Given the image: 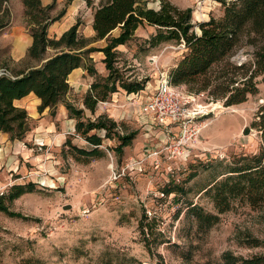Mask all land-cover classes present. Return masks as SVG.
Masks as SVG:
<instances>
[{"label":"rangeland","instance_id":"1","mask_svg":"<svg viewBox=\"0 0 264 264\" xmlns=\"http://www.w3.org/2000/svg\"><path fill=\"white\" fill-rule=\"evenodd\" d=\"M100 1L94 0L75 17L84 32ZM147 1L150 8H159L160 0ZM168 1L192 10L196 33L197 24L207 20L203 15L208 6L209 18H220L223 13L219 0ZM7 7L11 19L0 32V73L7 69L14 75L6 66L10 61L11 29L27 28L22 16H15L17 1L8 0ZM151 31L143 26L141 36L128 44L131 56H117L116 86L122 81L154 84L181 60L182 45L171 42L149 46ZM246 50L241 49L234 59L247 60ZM99 74L94 82L103 79ZM180 87L190 101L189 108L204 115L200 121L205 127L187 145V157L161 152L154 159L141 153L145 144H153L159 151L167 141H176L177 123L172 127L177 126L178 131L163 138L148 135L136 121L120 122L119 134H135L120 156L114 152L119 144L117 136L111 133L107 138L95 129L87 134H97L101 139L95 155L79 154V150L92 148L71 126L57 129L68 144L39 147L27 140L31 121L22 140L0 144V196H6L14 185L32 184L16 199L3 200L9 212L20 218L0 212V264H242L264 256V207L236 205L218 215L217 223L211 226L191 213L194 207L204 214L217 215L205 190L238 158L259 154L262 132L252 126L264 125V75L257 78V94L235 106L225 107L224 100L214 99L208 92L195 94ZM80 95L70 92L73 104L78 103ZM105 103L100 105L101 110L109 108ZM97 110L87 113L88 118H78L83 130L87 122L95 121ZM167 187L179 188L182 193L165 196ZM140 221L144 232L139 228Z\"/></svg>","mask_w":264,"mask_h":264},{"label":"trees","instance_id":"2","mask_svg":"<svg viewBox=\"0 0 264 264\" xmlns=\"http://www.w3.org/2000/svg\"><path fill=\"white\" fill-rule=\"evenodd\" d=\"M73 0H65L68 6ZM223 7L220 18L210 17L197 24L199 32L194 30L192 10L180 9L168 0H160L159 8L148 7L147 0H101L94 9L92 29L95 36L84 38L79 34L80 22L65 31L59 38L47 36L48 27L58 21L64 10L53 15L56 1L43 6L40 0H21L23 19L32 44L27 50V58L43 61L48 50L54 54L40 66L20 75H0V132L8 134L10 141L22 140L29 132L30 119L24 109L15 107L13 102L30 93L39 100V112L46 108L54 114V109L64 104L70 115L80 116L66 101L70 92L69 74L78 68L89 75H96L90 54L101 52L103 64L108 75L99 82H93L90 92L83 99V105L91 112L99 102L116 89L119 80L115 68L117 53L115 48L133 39L139 26L148 25L156 28V33L148 40L149 46L164 43L182 45L184 53L181 60L169 72L173 86H185L189 92L199 94L208 92L214 99L224 100V106L244 103L248 96L257 94V78L264 75V0H219ZM8 0H0V32L10 23L11 13L7 7ZM87 6L91 1L86 0ZM118 30L117 36L112 33ZM104 41L103 48L89 47L92 42ZM246 50L247 60L238 62L235 55ZM120 87L127 92H134L142 86L122 81ZM76 124V131L95 148L79 150L86 157L95 155L101 139L97 134L87 135L90 130L104 129L109 137L112 127L102 120ZM261 128L262 144L258 155L238 158L232 167L223 173L205 190L217 215L204 214L202 209L192 208L191 213L205 226L217 223L218 215L229 212L236 205H247L253 209L264 207V125L253 124ZM120 144L115 151L121 154L132 136H118ZM32 184L14 185L6 196H0V212L20 218L11 213L4 205V199L12 201L30 189ZM182 193L179 188L164 189V195ZM146 218V217H145ZM144 232L143 221L140 227ZM146 237V234H144ZM242 264H264V256L254 257Z\"/></svg>","mask_w":264,"mask_h":264},{"label":"crops","instance_id":"3","mask_svg":"<svg viewBox=\"0 0 264 264\" xmlns=\"http://www.w3.org/2000/svg\"><path fill=\"white\" fill-rule=\"evenodd\" d=\"M17 1V11L15 16L20 18L22 16L23 18V6L21 3V0ZM56 1V7L52 14L56 13L58 14L60 11L64 10L63 15L61 18L52 23L48 29H47V36L49 38H59L65 31H67L71 26H73L76 21L75 17L77 16L79 10L83 9L84 7H89L86 4V0H73L68 6H64L65 0H55ZM91 1V5L94 0ZM41 4L43 6L49 5L53 2V0H40ZM98 6V5H97ZM149 7V6H148ZM150 8V7H149ZM153 9V8H152ZM155 10V9H154ZM210 7L208 6L206 11V15L204 14L203 17H206L205 19L208 20L209 18V11ZM55 14V15H56ZM93 15V14H92ZM81 26V24H80ZM79 26V34L82 35L84 38L92 39L95 36V33L92 29V20L89 27H87V30L84 32L81 30V27ZM152 28V31L149 32L151 36H153L156 33V28L148 25H143ZM143 26H139L133 36V39L124 44L119 45L115 48V51L117 53V56L121 53H125L128 56H131V49L128 47V44L132 43L133 41H136L137 36H141V32L143 31ZM116 33V34H114ZM118 30H115L112 33V36H117ZM103 43L102 46H100ZM32 44V37L28 33L23 26H15L11 29V42H10V61L7 62V67L14 72V75H20V72L26 73L30 69L36 68L40 66L44 61H46L48 58H50L54 51L48 50L45 54V57L43 61H35L27 58V50ZM105 46V42L102 41H96L92 42L89 47H95V48H103ZM97 55H94V53L90 54V58L92 59L93 66L96 69V74L100 73V77L105 78L108 75V72L106 71L103 62L104 55L101 52H95ZM96 60L99 61V65L96 64ZM101 67V69H100ZM169 74V72H168ZM13 75V76H14ZM89 75L85 70L78 68L73 70L69 76H68V83L70 86V92H74L76 94H81L79 97V101L77 104H73L70 100V92L68 96L66 97L67 103H69L75 110L81 111V115H83L85 118H88L87 113L91 112L90 110L86 109L83 105V99L85 96L90 92V86L95 81V77ZM158 81L154 82V84H140L142 87L134 92H127L120 86H116V89L111 92L107 98L99 102V106L96 105L93 112L94 113L97 108V113L95 115L96 119H94L93 123L97 122V120H102L107 125H110L112 127L111 133L113 135L118 136H132V139L130 143L127 146H124L122 148L121 154L117 153L115 150L114 152L118 154L119 156L122 155L123 149L130 146L132 140L134 139L135 134H119L120 132V122H132L136 121L140 127H144V129L148 132V135L151 136H160L162 135L163 138L165 134H172L175 130L178 131L177 126L173 124L175 123L172 120H166L164 124L162 125H153L151 123L150 117L145 114L142 111V103L146 102L148 99H150L156 90V87L158 85ZM116 85V83H115ZM107 100V101H106ZM108 105L106 109H100V105L104 104ZM120 102V103H119ZM15 107L24 109L27 112V115L31 122H33V127L31 128V133L28 135L27 140L32 142L34 145H38L39 147H50L51 145H66L69 143V140H66V137L59 133L57 130L58 128L62 129H68L72 127V130L77 132L75 127L78 122H82V120L78 119L80 116H73L68 113V111L65 108L64 104H60L54 109V114H51V110L49 108L44 109L43 111L39 112L38 107L40 105V100L33 94L30 93L27 96L15 100L13 102ZM77 118V119H75ZM73 122V125H72ZM83 123V122H82ZM84 125V124H83ZM71 126V127H70ZM64 131V130H63ZM100 132L105 131L104 129H100ZM110 133V134H111ZM106 136V131H105ZM148 137V136H147ZM9 135L0 132V144L8 143ZM119 142V141H118ZM120 144V142H119ZM118 144V145H119ZM52 147V146H51ZM155 150V147L153 144H145L142 147L141 153L142 156L148 155L150 152ZM158 157V156H157ZM156 157H154L155 159ZM138 162L142 161L140 158L137 160Z\"/></svg>","mask_w":264,"mask_h":264},{"label":"built area","instance_id":"4","mask_svg":"<svg viewBox=\"0 0 264 264\" xmlns=\"http://www.w3.org/2000/svg\"><path fill=\"white\" fill-rule=\"evenodd\" d=\"M3 74L5 72L0 73V75ZM141 105L142 111L150 117L153 125H162L166 120H172L179 126V136L176 141H167L159 151H152L148 156L157 157L159 153L165 152L170 157H176L182 153L186 154L184 157H187V145L205 126H202L200 121L204 115L196 108H189L190 101L184 96L182 88L173 86L170 83L169 74L163 73L152 97ZM102 133L104 134L105 131ZM88 145L92 149L95 148L89 143Z\"/></svg>","mask_w":264,"mask_h":264}]
</instances>
